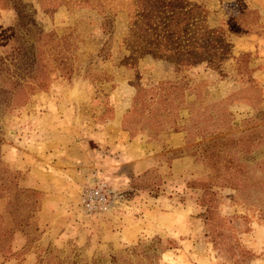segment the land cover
Segmentation results:
<instances>
[{
    "label": "rangeland",
    "instance_id": "374dc122",
    "mask_svg": "<svg viewBox=\"0 0 264 264\" xmlns=\"http://www.w3.org/2000/svg\"><path fill=\"white\" fill-rule=\"evenodd\" d=\"M20 1L0 55L45 87L0 93V264H264V193L231 180V161L264 179V0H191L230 45L220 71L130 61L129 0Z\"/></svg>",
    "mask_w": 264,
    "mask_h": 264
},
{
    "label": "trees",
    "instance_id": "16d2710c",
    "mask_svg": "<svg viewBox=\"0 0 264 264\" xmlns=\"http://www.w3.org/2000/svg\"><path fill=\"white\" fill-rule=\"evenodd\" d=\"M60 1L57 0L54 6ZM0 2L5 4L7 0H0ZM11 2L15 8L16 6L19 9L26 7L20 0H11ZM129 3L132 6L133 21L125 38V47L130 53L128 58L130 61L149 56L157 61L167 62L179 71L202 63L209 69L220 71L222 64L230 56V45L222 29L208 28L205 24L206 10L191 0H129ZM253 14L254 11L241 5L239 16L229 20L231 30L238 33L247 31L253 25L249 19L253 17ZM26 16L25 21H23L24 17H17L19 27L34 24L31 16ZM33 60L19 71L20 66H16L14 61L10 64L6 63L5 58L0 55V93L12 94V91L20 87L28 90L44 89L45 78L37 73L36 66L31 67L35 65ZM248 146L246 145V149ZM243 166V163L231 161L233 187L246 196L255 195L259 190L264 193V179L261 177L253 178V182L247 181L245 176L238 178L239 173L245 172ZM24 192L12 187L11 198L20 199ZM9 215L10 223L3 224L6 229H9V226L11 228L17 226L15 213ZM3 232L5 229H0V258L5 259L10 252L6 239L1 235ZM236 258L233 259L235 264H241L242 260Z\"/></svg>",
    "mask_w": 264,
    "mask_h": 264
},
{
    "label": "crops",
    "instance_id": "0c3cea01",
    "mask_svg": "<svg viewBox=\"0 0 264 264\" xmlns=\"http://www.w3.org/2000/svg\"><path fill=\"white\" fill-rule=\"evenodd\" d=\"M125 161L127 159H124ZM129 161V159H128ZM150 166V162L147 159L144 160H135L130 167L131 170V174L138 175L140 173H142L143 171H145L148 167Z\"/></svg>",
    "mask_w": 264,
    "mask_h": 264
},
{
    "label": "built area",
    "instance_id": "2783aa9c",
    "mask_svg": "<svg viewBox=\"0 0 264 264\" xmlns=\"http://www.w3.org/2000/svg\"><path fill=\"white\" fill-rule=\"evenodd\" d=\"M92 195H96L95 192Z\"/></svg>",
    "mask_w": 264,
    "mask_h": 264
}]
</instances>
